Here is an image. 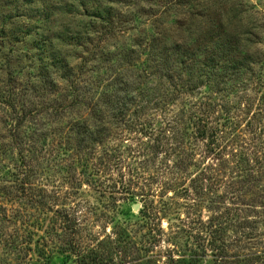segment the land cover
Masks as SVG:
<instances>
[{"label":"trees","instance_id":"obj_1","mask_svg":"<svg viewBox=\"0 0 264 264\" xmlns=\"http://www.w3.org/2000/svg\"><path fill=\"white\" fill-rule=\"evenodd\" d=\"M2 1L0 9L12 5ZM100 1L101 6L91 13L95 24L61 35L63 45L92 43L97 36L92 51L76 68L56 54L48 60V41L36 33L28 71L10 69L11 60L21 59L14 53L15 45L27 44L32 29L13 22L17 16L0 13V39L14 44L13 58H5V77L0 76V200L5 202L0 201V244L7 247L4 255L0 253V264H12V254L20 259L23 252L39 251L44 248L41 241L68 238L61 253H75L80 247L73 241L76 232L69 222L73 215L64 203L59 204L60 196L42 184L46 171L75 170L68 178L74 182L75 162L87 166L89 155L105 140L120 145L150 142L152 161L166 152L165 159L174 157L175 169L199 166L196 159L204 153L222 158L230 146V142L223 145L230 139L225 135L233 113L230 96L237 94L246 76L264 93V51L257 48L261 41L249 17L237 21L241 30L230 31L232 23L224 25L221 20L218 28L213 25L204 30L202 20L211 15L212 8L198 10L197 6L205 0ZM171 12L188 19L187 28L181 23L187 36L185 41L163 44L155 23ZM138 24L139 35L127 37ZM11 26L19 27L11 30ZM105 62L111 66L104 69ZM256 76L258 83L253 82ZM109 157L118 162L115 152ZM82 174L89 173L83 169ZM247 187L242 185V189ZM44 215L55 220L50 230L44 228L46 220L40 218ZM6 224L15 227L9 239ZM42 229L44 237L38 234ZM79 253H75L79 264H91ZM239 257L231 261L225 257L218 264H241ZM105 262L98 254L92 260V264ZM177 264L188 261L181 259Z\"/></svg>","mask_w":264,"mask_h":264},{"label":"rangeland","instance_id":"obj_2","mask_svg":"<svg viewBox=\"0 0 264 264\" xmlns=\"http://www.w3.org/2000/svg\"><path fill=\"white\" fill-rule=\"evenodd\" d=\"M4 1L12 5L1 8L0 13H11L17 16L13 22L32 29L27 44L14 47L15 55L21 59L10 61L12 70H25L31 63L35 54L31 43L36 33L39 39L48 41V60L56 54L74 68L79 67L98 41L95 36L92 43L83 40L81 45L75 41L63 45L61 35L95 24L91 13L101 6L100 0ZM28 2L32 4L25 6ZM205 7L212 9L211 15L202 20L204 30L213 25L218 28L220 20L224 25L232 23L230 31L241 30L243 26L237 21L249 17L251 28L261 41L257 48L264 51V0H205L197 9ZM182 22L186 24L188 19L172 12L156 19L155 31L163 44L185 41L187 31L181 30ZM141 30L139 24L134 25L126 36L135 39ZM9 42L0 39V76L4 77L5 58H13L10 52L14 44ZM102 66L106 69L111 64L105 62ZM27 77L25 73L23 78ZM244 78L237 94L229 98L233 113L225 121V135L230 139L223 145L230 142V146L225 148L222 158L204 153L196 159L199 166L175 169L174 157L165 159L166 152L152 161L155 159L153 149L148 147L150 142L129 141L120 145L105 140L89 155L87 166L75 162L78 174L74 182L68 178L75 170L62 174L45 172L42 184L48 192L59 195V204L64 203L73 215L69 220L76 232L72 234L73 241L80 246L74 252H80L81 259L92 264L98 254L105 258V264H177L181 259L188 264H218L222 258L231 261L239 255L241 264H264V93L248 76ZM253 82L258 83L257 76ZM110 152L118 154V162L114 158L109 160ZM83 169L89 177L82 174ZM243 184L249 187L242 189ZM52 207L57 209L56 205ZM40 218L46 220L44 228L50 230L55 222L53 216ZM5 227L9 239L15 227ZM44 231L39 230V236L44 237ZM66 240L44 241L46 244L41 241L45 251L42 247L37 252H23L20 259L12 254V264H79L75 253H61ZM6 249L1 241L0 253L4 255Z\"/></svg>","mask_w":264,"mask_h":264}]
</instances>
